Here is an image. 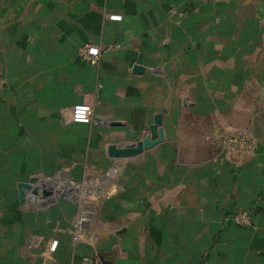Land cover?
<instances>
[{
	"label": "crops",
	"instance_id": "0c3cea01",
	"mask_svg": "<svg viewBox=\"0 0 264 264\" xmlns=\"http://www.w3.org/2000/svg\"><path fill=\"white\" fill-rule=\"evenodd\" d=\"M89 44L96 65L80 54ZM76 104L92 106L90 123L71 121ZM157 114L164 141L109 155L135 144L133 131L147 135ZM239 128L257 135L255 153L224 150ZM76 164L101 182L75 244L74 200L22 202L18 183ZM241 210L249 225L234 222ZM86 257L264 264L263 0H0V264Z\"/></svg>",
	"mask_w": 264,
	"mask_h": 264
},
{
	"label": "built area",
	"instance_id": "2783aa9c",
	"mask_svg": "<svg viewBox=\"0 0 264 264\" xmlns=\"http://www.w3.org/2000/svg\"><path fill=\"white\" fill-rule=\"evenodd\" d=\"M111 20H122V15L113 14L109 17ZM81 56L89 63L96 65L100 57V49L96 45H87L82 48ZM92 106L90 104H76L72 108L71 121L78 123L91 122ZM258 137L250 128H239L226 134L223 138L224 150L230 155L242 156L245 154H253L258 148ZM112 174V170L106 173V177ZM97 178H84L82 181H75L70 170L59 172L54 178L42 179L35 184L31 194V198L37 200L40 204L49 203L55 200L58 195L65 196L74 200L78 206L77 215L73 222V241L76 244L88 229V226L95 215L93 203L98 200L97 186L100 184ZM53 191V194L45 196L43 194L44 187ZM45 187V188H46ZM28 196V195H27ZM44 201V202H43ZM232 218L236 224L249 225L251 223L248 211L241 210L234 212ZM96 239L95 236H91ZM59 245L57 238L51 237L47 240L46 251L51 254L56 252ZM36 260V256L32 258V262ZM83 264H100L99 261L88 262L86 257Z\"/></svg>",
	"mask_w": 264,
	"mask_h": 264
},
{
	"label": "water",
	"instance_id": "95a60500",
	"mask_svg": "<svg viewBox=\"0 0 264 264\" xmlns=\"http://www.w3.org/2000/svg\"><path fill=\"white\" fill-rule=\"evenodd\" d=\"M135 71L143 72V68L141 66H135ZM148 129L149 133L144 137H140L135 131L132 132L133 138L136 141L135 144L128 145L125 147L112 144L109 147V155L114 158L132 157L134 155L142 153L143 151L151 147H154L155 145L165 140V134L163 129V117L161 114H157L155 116L154 123L151 124ZM70 175L75 181H82L85 178V165H74L70 170ZM39 179V177L34 176L28 182L18 183L19 195L22 202L26 200L28 193L33 190L35 184L39 181ZM45 187L43 189V194L45 196L53 194L52 190ZM98 192L99 191L97 190V193Z\"/></svg>",
	"mask_w": 264,
	"mask_h": 264
},
{
	"label": "rangeland",
	"instance_id": "374dc122",
	"mask_svg": "<svg viewBox=\"0 0 264 264\" xmlns=\"http://www.w3.org/2000/svg\"><path fill=\"white\" fill-rule=\"evenodd\" d=\"M264 1V0H263Z\"/></svg>",
	"mask_w": 264,
	"mask_h": 264
}]
</instances>
